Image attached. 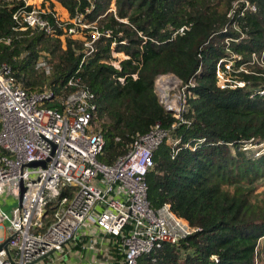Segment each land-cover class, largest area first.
<instances>
[{"label":"trees","instance_id":"16d2710c","mask_svg":"<svg viewBox=\"0 0 264 264\" xmlns=\"http://www.w3.org/2000/svg\"><path fill=\"white\" fill-rule=\"evenodd\" d=\"M55 1L67 19L82 13L110 36L96 39L85 55L84 39L64 34L67 20L54 23V36L21 30L11 18L18 5L0 0V65L27 91L45 86L63 99L77 85L85 88L92 95L90 125L103 136L99 163L111 164L156 122L168 131L145 174L147 200L153 209L168 204L196 230L176 243H161L136 263L259 264L264 193L256 189L264 184V149L248 147L264 142V0H248L255 11L236 12L232 19L226 14L235 0ZM81 36L90 38L87 30ZM226 50L239 58L232 59L233 78L220 88L215 65L231 57ZM111 51L126 56L120 69L101 61ZM40 61L48 73L36 65ZM166 74L182 84L193 80L178 117L154 92L155 79ZM75 78V85L67 84ZM107 237L110 264H120L119 238ZM80 240L73 250H80Z\"/></svg>","mask_w":264,"mask_h":264},{"label":"built area","instance_id":"2783aa9c","mask_svg":"<svg viewBox=\"0 0 264 264\" xmlns=\"http://www.w3.org/2000/svg\"><path fill=\"white\" fill-rule=\"evenodd\" d=\"M6 1L18 5L11 18L21 30L54 36V23L67 20L70 25L62 27L64 34L84 39L85 55L93 50L96 39L111 34L109 29L99 31L85 22L82 13L59 20L52 7L55 0ZM109 10H114L112 2ZM253 11L255 5L248 0H235L226 17L232 19L236 12L242 16ZM84 30L89 39L81 36ZM113 45L114 42L110 49ZM117 53L121 52L111 51V57L101 61L120 69V61L126 56L120 58ZM226 62L222 58L215 65L216 85L220 88L228 81L223 79L228 69ZM36 65L48 73L44 62ZM161 76L170 77L161 93L178 89L181 98L179 106L174 100L158 101L178 117L184 107L185 89L193 85V80L182 84L171 74L157 78ZM117 80L122 82L123 78ZM76 83L77 78L67 82ZM235 83L243 86L241 81ZM259 93H264V86ZM91 97L78 85L63 99L45 86L27 91L15 82L6 64L0 65V196L9 190V196L17 200L7 229L2 223L8 217L0 208V264H51L60 259L67 243L79 240L81 235L118 237L122 254L119 263L137 264L140 255L161 243H176L196 230L173 214L168 204L153 209L147 200L145 174L152 166V152L168 138V131L156 122L146 133L135 135L126 152L111 164L99 163L96 157L103 136L90 127ZM253 146L263 150L264 142ZM32 161L40 163L28 165ZM19 182L23 187L20 198ZM100 254H104L102 260L94 256L91 262L110 264V255L105 251Z\"/></svg>","mask_w":264,"mask_h":264},{"label":"rangeland","instance_id":"374dc122","mask_svg":"<svg viewBox=\"0 0 264 264\" xmlns=\"http://www.w3.org/2000/svg\"><path fill=\"white\" fill-rule=\"evenodd\" d=\"M52 7H53L54 12H55V14H56V16H57V18L59 20H65L67 18V13H66L65 9L63 7H61L59 5V3H57V2L53 3ZM226 53L228 55H230L231 57H226V58L223 59L224 61H227L226 62V66L228 67V69H226L227 70V73H225V77L223 76V79L224 78H227L228 81H230L231 78H233L232 75H231L232 73L229 70V69H231L230 64L232 65V62H233L232 57L233 56L230 54V52L228 50H226ZM166 75H168V74H166ZM164 77L167 78L168 76H161L159 78H156L155 81H154V84H153L154 92L157 95L158 100L161 103L167 102L169 100L170 101L174 100V103L177 106H179L180 98H181V93L179 92L178 89H175L174 91H170V92L168 91L167 93H165L163 91L164 93H161V90L160 89H164L165 87H159L157 85V82L160 79H163ZM168 78H170V77H168ZM90 127H91L92 132H94L95 131L94 128L91 125H90ZM166 140H164V141H166ZM249 149L250 150H254V149H259V147H255V146L252 145V148H249ZM6 191L7 192L5 194H3L2 196H0V208H1L2 212L5 213L7 215V217H8V218H6V221H4L2 223L3 228H5V229H7V227H8L9 217H12V209L14 208V206L17 203L16 202L17 201L16 199H14L11 196H9L10 195L9 194V190H6ZM256 192L257 193H264V184H260L257 187ZM0 237H2V230L1 229H0ZM92 237L93 238H91V241H87L88 239L85 238L84 239V242H81L82 240L79 239L80 240V249L81 250L84 249V251L79 250L78 253H75V254H74V250L71 248L73 245L72 244L69 245V243H67L65 245V251L66 252H65L64 256L61 257V261L60 260L52 261L51 264H62V263H66V264H93L91 262L93 256L89 254V253H91L90 251H92V250L97 251V250L101 249V251L107 252L108 249L106 251L107 246L105 247V246H100V245L92 244V243H96L95 240H97V239L99 240L100 236L93 235ZM102 237H103V239L105 241L106 240H109V241L111 240L110 238L108 239L107 236H105V237L102 236ZM74 242L76 243V241H72V243H74ZM262 246H264V239L263 240H260V242H259V251H260L259 260H258L259 264H264V249L261 248ZM87 247H90L92 249L87 248ZM53 256H55V255H53ZM95 256L97 258H100L102 260L103 257H104V254L103 255L96 254Z\"/></svg>","mask_w":264,"mask_h":264},{"label":"crops","instance_id":"0c3cea01","mask_svg":"<svg viewBox=\"0 0 264 264\" xmlns=\"http://www.w3.org/2000/svg\"><path fill=\"white\" fill-rule=\"evenodd\" d=\"M85 229V228H84ZM82 236V237H81ZM80 237H81V239L82 238H87L88 240L87 241H91V238H93L92 236H88V235H81ZM100 236V235H99ZM101 239V240H100ZM93 241V240H92ZM96 241V243H92V244H95V245H100V246H107V244H108V240H104L103 239V237L102 236H100V238H99V240L97 239V240H95ZM70 244H72V243H69V245ZM72 245H74V244H72ZM71 245V246H72ZM87 248H90V247H87ZM90 249H92V248H90ZM81 250V249H80ZM79 251V250H78ZM78 251L77 250H74V254L75 253H78ZM81 251H84V249H82ZM97 251H100V253L101 252H103V251H101V249H99V250H97ZM97 251H95V250H92V251H90L91 253H89L90 255H92L93 257L96 255L95 253L97 252ZM106 251H107V248H106ZM65 246H64V250H63V252H62V254L60 255V261H61V257H63L64 256V254H65ZM100 253H98L99 255H100ZM75 257V256H74ZM62 264H66V263H62Z\"/></svg>","mask_w":264,"mask_h":264},{"label":"water","instance_id":"95a60500","mask_svg":"<svg viewBox=\"0 0 264 264\" xmlns=\"http://www.w3.org/2000/svg\"><path fill=\"white\" fill-rule=\"evenodd\" d=\"M39 163H40V162H38V161H32V162H29L28 165H36V164H39ZM22 191H23V187H22L21 182H19V197H18V198H20V195H21ZM5 243H6V241H4V242L2 243V246H4Z\"/></svg>","mask_w":264,"mask_h":264},{"label":"bare ground","instance_id":"6f19581e","mask_svg":"<svg viewBox=\"0 0 264 264\" xmlns=\"http://www.w3.org/2000/svg\"><path fill=\"white\" fill-rule=\"evenodd\" d=\"M169 79L170 78H166V77H164L163 79H160L158 82H157V85L159 86V87H166V85H167V82H169Z\"/></svg>","mask_w":264,"mask_h":264}]
</instances>
